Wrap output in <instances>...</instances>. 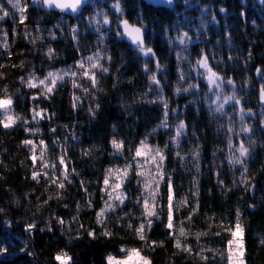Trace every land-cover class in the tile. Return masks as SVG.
Returning <instances> with one entry per match:
<instances>
[{
	"label": "trees",
	"instance_id": "16d2710c",
	"mask_svg": "<svg viewBox=\"0 0 264 264\" xmlns=\"http://www.w3.org/2000/svg\"><path fill=\"white\" fill-rule=\"evenodd\" d=\"M90 1L79 15L72 16L46 10L41 0H20L26 16L21 23L19 12L7 0H0L10 13L0 20V99L10 98L13 114L19 118L8 128L0 123V264H60L55 257L61 252L72 258V264H107L109 255L120 258L131 249L139 250L152 264H228L226 249L231 237L224 228L235 223L237 209L244 227L246 264H264V104L260 99L264 0H175L172 9L142 0H118L119 12L114 7L117 0L96 7ZM97 10L104 15L98 17ZM122 20L145 29V46L154 55L145 56L120 39L117 32ZM183 33L188 34L186 46L176 39ZM49 49L53 50L51 57ZM202 55L223 78L221 89L209 90L201 75L204 72L196 65ZM88 57H98L99 64L108 69H94L95 87L82 74L96 63ZM81 60L84 69L77 63ZM57 70L61 75L69 71L77 75H64L47 96L42 86L28 87L33 76L39 80ZM154 73L159 85L149 79ZM229 79L232 84L227 83ZM73 80L79 87H73ZM217 92L221 96L217 103L235 93L240 104L229 101L222 112L215 111L211 102ZM165 102L166 127L162 123ZM35 108L43 118L33 119ZM181 121L185 128L177 144L172 137ZM0 122H6L1 111ZM242 124L251 131L241 132ZM30 139L38 146L41 140L45 142V161L56 165L45 169L50 177L62 179L58 158L66 153L71 183L65 182L64 189L49 183L43 174L39 181L32 180V172H39L42 162L34 164L31 147L22 143ZM113 139L123 142L121 152L113 148ZM241 140L250 149L243 158L246 184L240 182L243 166L229 162V156L239 155L236 149ZM141 141L161 149L166 157L165 177L171 176L176 209L171 231L178 234L183 221L191 234L181 240L191 253L176 248L165 227L167 188L163 182L156 201L160 219H154L151 230H146L145 241L137 237L134 229L143 219V209L136 202L141 188L135 172L125 182L126 206L105 218L113 235L100 234L105 229L96 223V213L103 207L100 190L105 169H122L132 162ZM85 150L90 155H84ZM84 188L92 194V208L86 206L89 196ZM185 197L187 205L182 204ZM197 202L199 210L189 221L186 218ZM74 216L78 219L73 220ZM56 217L65 223H57ZM29 224L35 228L27 229ZM89 230L95 231V239L88 236ZM197 233L206 234L197 238ZM151 241L157 246L148 247Z\"/></svg>",
	"mask_w": 264,
	"mask_h": 264
},
{
	"label": "snow or ice",
	"instance_id": "6c2138e0",
	"mask_svg": "<svg viewBox=\"0 0 264 264\" xmlns=\"http://www.w3.org/2000/svg\"><path fill=\"white\" fill-rule=\"evenodd\" d=\"M85 2V0H43V3L51 6L55 5L57 8H60L61 10L64 9H71L73 12L77 11L78 7L82 5ZM7 3L11 5V7L14 10H17L20 14V22L23 23L24 19L26 18L25 16V7L21 6L20 0H7ZM116 10L122 11L120 8V4L117 0V3L114 5ZM0 12L3 13V15H0V20H3L4 17L8 16L10 13L8 10L4 8L3 4H0ZM104 23H108V17L105 15L104 17ZM123 25V31L122 32H117V35L121 36H127L131 42L139 49L140 52H142L145 56H149V54L154 55L153 49L146 47L144 44V38H143V30L141 27L133 26L130 25L127 20L121 21ZM27 36V33H25ZM187 33H183L182 35H179L176 37L177 41L181 45H185L187 43ZM4 47L7 48V43L4 44ZM53 54V50L49 49L48 55L51 57ZM89 61L96 60V63H92L89 66V69L93 70L90 71L89 69H84V62L83 60L77 62L79 67L81 69H84L83 75L85 77H88L91 80V84L93 87L97 85V80L95 77V72L94 69L97 67L101 68L102 71L107 72V68H103L102 65L99 64V58L98 57H88L87 58ZM23 65V62H21V66ZM196 65L199 68H203L205 71L204 73H201V75H204L207 79V82L209 84V90L211 91L212 88L211 86H215L216 89H221L223 87L224 81L223 78L213 69L209 66L208 63V57L206 55H202L200 59L196 61ZM2 67V66H0ZM157 67L159 68V62H157ZM145 69H147V65H145ZM259 72L260 69H257ZM64 75H71L75 77L77 75L76 72H65ZM64 75L60 74V70H57L55 72L50 71L46 74V76L43 79L37 80L36 77H32L28 81V87L30 88H35L38 85L42 86L44 89H46V92L44 93L46 96L48 94H51L55 86L57 84L58 80H63ZM23 81V78H21ZM149 79L154 82L155 84L159 85L160 81L156 78L155 73L152 74ZM181 79H183V74H181ZM36 81V82H34ZM228 84H232L233 81L229 79L227 81ZM51 85V86H49ZM73 87H79V85L76 83L75 80H73ZM196 87V85H189V88ZM189 88L183 89V91H188ZM85 91H88V89H85ZM177 92H180L181 89L179 87L176 88ZM260 99L264 101V86L261 87L260 90ZM75 100H79V97H76ZM221 100V96L219 92H217L216 99L213 100L211 103L216 105L215 111L217 112H222L224 109V103H227L229 101H235L237 105L240 104V99L233 93L230 96H224L223 97V102L217 103V101ZM12 101L11 99H0V108L8 109L9 106L11 105ZM75 101L73 103V107H75ZM165 121L162 123L166 127V120H167V103L165 102ZM99 107V105H97ZM90 111H92L90 109ZM251 112V109L248 110ZM240 119L243 121L244 119V110L243 108L240 109ZM42 117L41 112H35L34 110V115L33 119L36 117ZM43 118V117H42ZM17 118H13L11 116H8L6 118L7 122H0L4 124L5 128L11 127L16 123ZM264 123V121H262ZM185 128V124L183 121H181L176 128V134L174 137H172L174 143H179V137L181 136L183 129ZM28 131H31V129H27ZM52 131H55L53 129ZM229 132L232 131L231 127L228 129ZM241 132L243 133H248L251 131V128L247 125H243L240 129ZM25 146L31 147L32 149V156L31 159L33 163L37 161L38 157L35 155L36 151V145L32 140H25L22 142ZM55 143V141H54ZM113 148L116 150V152H121L124 145L123 142L116 141L113 139L111 141ZM39 144L42 146L40 148V157L39 159L41 160V168L40 171H33L32 172V180L39 181L41 174H43L45 177H47L48 182L51 184L57 185L59 189H64L65 188V182L71 183L69 180V173L67 169V164H66V153L62 154L58 160L59 164L63 166L60 171H61V176L62 179L57 177L53 178L48 176L47 171L45 170L48 167H51L53 169L56 168V165L53 164H48L47 161L44 160V152L46 150V145L43 140L39 142ZM229 146L231 148L232 146V140L231 137H229ZM238 151L239 155H231L229 156V162L233 165L235 164H240L243 166L244 171L241 173V183L246 184L247 183V178L245 176V173L247 172V165L245 164V160L243 158L247 157L250 154V149L249 147H246L244 142L241 140L239 143L238 148L236 149ZM84 155H90V152L88 150H85ZM177 156H180V153H176ZM195 156L198 157V152L194 153ZM166 157L163 153V151L159 148H154L149 146L146 141H141L140 145L136 147L135 153L132 156V162H126L125 166L121 168H108L105 169L104 177H103V187L101 188V192L104 194L101 199L103 200V207L99 209L96 213V223L100 224L105 230L101 232L100 234L105 237H109L113 235L112 232L107 230V225L105 223V218L107 214L111 211H115L117 208H119L121 205H125V201L129 199L128 194L124 191L125 187V182L128 181L130 182V173L135 172L136 179H137V184L141 188V195L137 197L136 202L138 204H141L142 209H143V219L141 220L140 224L138 227L134 229L135 234L141 241L146 240V230H151L154 219H160V217L156 213V201L157 197L159 195V190H160V185L161 183H165V186L167 188V223L165 224V227L169 229V235L173 237L175 241V247L178 249H182L183 251L191 253L192 249L188 247L187 245L182 243L181 238H186L188 235L191 233L186 232L185 228L183 227V221H181V226L179 227V232L178 234L175 231H171L174 229V211L175 205H174V189H173V182L171 179V176L165 177V171H164V161ZM155 168V173L151 171L152 168ZM76 170L73 168L72 172H75ZM78 175V173H77ZM81 187H84V181H81ZM220 184H223V181H219ZM84 192L89 196V199L87 201V207L92 208V200H91V193H88L87 188H84ZM195 195H198V192L195 193ZM104 196H107V199H104ZM51 199V197H49ZM57 198H61L59 195ZM151 201V203H150ZM47 203V201H45ZM188 199L185 197L182 201V204L187 205ZM126 206V205H125ZM67 207V205H65ZM81 208V205L77 203V211L79 212ZM199 210V203L197 202L196 206L192 209V211L189 213V216L186 218L189 221L192 219V216ZM126 216L129 215L128 213L125 214ZM73 220H77L78 217L74 216L72 218ZM118 219H123V217L118 218ZM57 223L64 224L65 221L60 218L56 217ZM83 227V225H81ZM129 228H132L133 225L131 223L128 224ZM35 228V224H29L27 225V229L31 230ZM224 231L228 232L230 234V239L227 240V262L228 264H246L245 261V245H244V227L241 222V213L239 209L236 210V220L234 224H231L227 227L224 228ZM206 234V233H197L196 236L199 238L200 235ZM216 235H220L219 232L216 233ZM88 236L91 237L92 239L96 238V233L95 231L89 230L88 231ZM160 245L163 244V241L159 242ZM261 244L264 245V238L261 239ZM150 248H154L157 246L156 241H151L147 245ZM55 259L60 262V264H72V258L66 253V252H61L56 255ZM135 259V264H152L151 260L147 257H144L140 254V251L137 249H131L128 253L127 258L123 260H117L111 255L107 257V264H130L131 261ZM201 259H207V257L201 256Z\"/></svg>",
	"mask_w": 264,
	"mask_h": 264
},
{
	"label": "water",
	"instance_id": "95a60500",
	"mask_svg": "<svg viewBox=\"0 0 264 264\" xmlns=\"http://www.w3.org/2000/svg\"><path fill=\"white\" fill-rule=\"evenodd\" d=\"M88 1L89 0H85V2L78 7L77 11L73 12L70 8L69 9L61 10L60 8H57L54 4L51 5V6H48V5H46V4L43 3V0H41L42 5H43V7L46 10L60 11V12H64V13L69 14V15H72V16L79 15L80 12L82 11V9L85 7V5L88 3ZM142 1H144L145 3H147V4L151 5V6H154V7H164V8H169V9H172L174 7V5H175V0H142ZM129 24L130 25H133V26L140 27V26L135 25V24H132L130 22H129ZM119 28H120V32H122L123 31V25H122L121 22L119 24ZM142 30H143L144 44H146V31H145L144 28H142ZM120 39L123 40V41H125L127 44H129L133 50H138V48L131 42V40L127 36H121L120 35ZM200 70L201 71H204L203 68H200ZM263 104H264V101H263Z\"/></svg>",
	"mask_w": 264,
	"mask_h": 264
},
{
	"label": "rangeland",
	"instance_id": "374dc122",
	"mask_svg": "<svg viewBox=\"0 0 264 264\" xmlns=\"http://www.w3.org/2000/svg\"><path fill=\"white\" fill-rule=\"evenodd\" d=\"M104 1H106V0H91L90 3L93 4V5L96 7V6H99V4H100L101 2H104ZM36 2H38V1H36ZM100 6H101V5H100ZM96 14H97L98 17L104 15L103 12H102V10H97ZM100 24L103 26V23H100ZM107 24H108V23H107ZM106 33H107V32H105V33H101V36H102L103 39H106V38H107ZM89 70H91V69H89ZM204 71H205V70H204ZM204 71H203V72H204ZM34 82H36V81H34ZM38 86H39V85H38ZM211 88H212V90H213V88H215V86L213 85V86H211ZM220 92H221V90H220ZM215 95H217V94H215ZM215 98H216V96H215ZM34 110H35V112H41V110H39V109H37V108H35ZM34 110H33V114H32V115H34ZM0 111L4 114L5 120H6V118H7L8 116L13 117L14 119L16 118V117L14 116V114H13V106H12V103H11V105L9 106L8 109L0 108ZM41 113H42V112H41ZM39 118H41V117L38 116V117H36L35 119H39ZM16 121H17V119H16ZM6 122H7V120H6ZM30 140H32V139H30ZM32 141H33V140H32ZM33 142H34L35 145H36L35 155L38 157V159H37V161H36V162L38 163V162H41V160L39 159V157H40V148H41V146H38L37 143H36L35 141H33ZM46 157H47V154L45 153V155H44V160H47V159H45ZM36 162H35V163H36ZM62 167H63V166H62ZM152 172L155 173V169H154ZM129 251H130V250L125 251V252H124V253H125L124 256H122V257H120V258H115V259H117V260H123V259L127 258ZM140 254H141V253H140ZM141 255H142V254H141ZM142 256H144V255H142ZM144 257H145V256H144ZM130 264H135V259H133V261H131Z\"/></svg>",
	"mask_w": 264,
	"mask_h": 264
}]
</instances>
